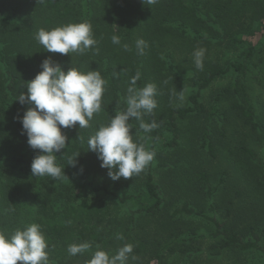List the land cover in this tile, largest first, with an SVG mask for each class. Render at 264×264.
Segmentation results:
<instances>
[{"label":"trees","instance_id":"obj_1","mask_svg":"<svg viewBox=\"0 0 264 264\" xmlns=\"http://www.w3.org/2000/svg\"><path fill=\"white\" fill-rule=\"evenodd\" d=\"M84 21L91 23L97 44L82 55L77 53L74 57L72 53L49 52L35 39L40 29L51 30ZM112 23L118 25L114 32L109 28ZM142 24H146L143 40L148 45L144 54L139 55L137 50L126 51L123 45L132 40L135 28ZM198 26H202L204 31ZM263 29L264 0H158L154 5L143 4L142 0H0V147L12 142L27 143L19 117L30 105H21L17 98L19 93L27 92L28 79H33L41 71V62L47 57L58 62L65 71L75 67L82 72L96 70L101 73L106 83L101 111L94 114L96 117H113L115 108L127 106V88L137 72L140 78L136 87L155 83L157 105L160 104L159 108L167 118V121L163 120L167 139L160 142L162 137L157 134L147 138L151 144L161 143L168 148L180 145L177 118L204 113V106L199 101L201 89L214 79L231 74L232 83L217 95L215 103L225 94L238 95L230 103L234 118L256 134V142L260 145V150H255L243 139L237 153L238 159L243 160L237 169L239 176L248 180L243 185L245 197L242 198L248 218L239 230L232 229L213 216L189 207L187 202L176 206L171 217L194 214L207 218L214 226L212 235L216 238L209 246L211 254L236 247L240 251L255 250L264 257V119L260 116L264 112H257L245 86V80L256 78L248 72L251 65L257 66L262 60V45L243 39V46H240L243 51L237 57L238 61L228 60L220 66L207 68L198 79L197 89L189 96V104L166 105L162 99V84L168 82L167 76L175 73L170 64L171 53L163 54L166 46L164 33L183 38L190 35L189 44L204 43L206 46L210 39H214L227 41L228 45L236 48L240 44L238 35L253 37ZM191 32L196 35L188 34ZM113 35L119 36L120 50L124 53L115 51L118 46L112 43ZM120 74L125 83L119 90L114 80ZM215 106L212 107L214 112L217 110ZM98 128L95 124L79 128L77 124L61 129L67 137V145L54 154L56 163L64 166L68 179L33 177L30 165L39 150L29 145L26 154L9 160H5L0 150V232L10 238L17 229L23 230L32 223L39 224L48 244V264H88L98 248L113 255L125 244L133 246L126 264H172L170 254L185 251L184 248L176 250L173 245L184 247L185 241L175 234L164 237L158 231L143 230L138 222L162 207L151 164L147 166L140 190H132L130 186L126 188L123 180L96 183L95 174L103 172L108 176L107 169L99 166L100 161L97 166L83 155L94 156L87 149V141ZM206 144L207 153L214 156L211 141ZM78 151V163L72 167L67 163ZM228 174V171L222 172V181ZM200 177L208 182V175L200 174ZM241 192L236 188L235 195H242ZM113 208L121 210L114 214ZM118 235L123 239H118ZM83 242L90 243L92 247L75 256L68 254L69 245Z\"/></svg>","mask_w":264,"mask_h":264},{"label":"rangeland","instance_id":"obj_2","mask_svg":"<svg viewBox=\"0 0 264 264\" xmlns=\"http://www.w3.org/2000/svg\"><path fill=\"white\" fill-rule=\"evenodd\" d=\"M117 27L116 23L109 26L113 32ZM145 27L146 24H142L135 28L132 40L125 43L129 46V50L126 51L136 50L134 44L137 39L144 38ZM201 28L204 31L202 26H198V29ZM261 32L257 31L253 37H247L246 34L238 35L240 44L236 48L228 45L227 41L217 42L214 39H210L206 46L203 45L204 43L189 44L190 35L187 37L185 35L186 38H183L175 34L164 33L163 40L166 46L163 49V54L164 52L171 53L170 64L173 72H175L171 76H167L168 82L166 84H162L164 91L162 92V99L165 104H189V96L197 89L198 79L207 68L220 66L228 60H239L237 57L243 51V48H240L243 46V39L248 38L254 44L262 45L261 49H264V29ZM188 34L196 35L192 32ZM115 45L118 46L115 48L116 52L124 53L120 50V44ZM197 48L206 50L202 70L195 67L193 59V51ZM72 54L74 57L77 56V53ZM261 55L263 56L262 60L257 63V66L251 65L248 72V74L256 75V78L248 79V82L245 80L248 97L256 104L257 112L258 110L264 112V51ZM162 71L164 72V70ZM117 78L114 82L120 90V86L124 85L125 81L121 79V74ZM232 81L233 75L231 74L214 79L202 88L199 94V101L205 109L204 113L184 119L177 118L180 136L178 147L168 148L161 143L151 144L147 138L151 134H157L163 139L160 142L167 139V132L163 123V120L167 121V118L161 112L160 104L154 109L152 116L145 118L146 121L155 119L160 125L158 129L144 133L139 128L138 121L131 120V118L129 121L132 128H137L130 129L134 141L143 144L146 150L154 151L156 154L150 163L151 174L162 199L160 210L145 218H140L138 222L141 223L143 230L151 233L158 231L164 237L168 234H175L178 239L185 241L184 247L180 244L173 245L176 250L184 248L185 251L170 254L172 264H184L186 262L187 264H264V257L255 250L240 251L236 247H229L219 254H211L209 246L216 241V238L212 235L214 226L207 218L194 214L171 217L176 206L187 202L189 207L207 216H213L224 226L232 229L239 230L248 218L245 214V202L242 199L245 197L243 185L247 184L248 180L239 176L237 169L243 164V160L238 159L237 153L243 139L255 150H260V145L256 142V134L250 128L240 125V121L234 118L230 103L235 101L238 95L225 94L217 99V104L215 103L217 95L227 88ZM4 83H8L5 78ZM181 95L183 99L179 98ZM214 105L217 109L215 112L212 110ZM125 109L126 107L115 108L112 111V116ZM260 116L264 119V113ZM110 118V115L103 117L93 115L89 124L100 126L106 124ZM208 140L211 141L210 145L214 156L207 153L206 142ZM0 150L4 154L5 160H9L13 156L26 154L28 144L23 141L21 143L12 142L5 147H0ZM93 154L92 158L90 155H83V157L89 158L92 164L98 166L99 160L96 153L93 152ZM146 170L147 167L139 175H134L129 179L121 177L117 181L123 180L122 184L126 188L130 186L133 188L132 190H140L145 180ZM224 171H228L229 174L223 177L224 180L222 181L221 174ZM200 174L208 175L207 183L200 177ZM109 180L111 179L105 176L103 172L95 174L96 183L109 182ZM216 185L218 186L217 190L214 189ZM236 188L242 191V195H235ZM127 207H130V204ZM120 210L113 208L114 214H118ZM143 230L140 232L143 233ZM158 236L160 237V235Z\"/></svg>","mask_w":264,"mask_h":264},{"label":"clouds","instance_id":"obj_3","mask_svg":"<svg viewBox=\"0 0 264 264\" xmlns=\"http://www.w3.org/2000/svg\"><path fill=\"white\" fill-rule=\"evenodd\" d=\"M145 2L154 5L158 0H142L143 4ZM35 39L43 49L62 55L83 54L97 44L92 25L87 21L69 23L51 30L40 29ZM111 40L113 44L121 43L117 35H113ZM147 46L142 38L137 39L136 50L139 55L144 54ZM123 47L129 50L127 44ZM205 51L204 48L193 51L195 67L199 70L203 69ZM40 67L41 71L27 82V92L19 93L17 98L21 105H30L23 116L19 117L22 134L27 136V143L32 149L39 150V154L32 159L31 173L33 177L68 179L63 171L64 166L56 163L57 157L54 154L67 145V137L61 129L72 128L77 124L79 128L90 126L89 121L93 115L101 111L106 81L96 70L82 72L70 67L65 71L51 57L45 58ZM139 78L140 73L137 72L127 88L126 109L116 113L106 124L100 125L87 141V149L96 153L100 167L107 169V175L112 181L139 175L156 155L154 151H148L143 144L134 141L130 132V118L139 122V128L144 133L160 127L155 119L145 120L153 115L157 107V86L155 83H147L138 88L136 82ZM179 98L183 99V96ZM78 156L79 151L69 158L67 164L76 167ZM117 238L123 239V236L118 235ZM91 247L90 243L83 242L69 245L67 251L69 255L75 256ZM47 248L39 224L32 223L23 230L17 229L10 238L0 232V264H17L18 261L22 264H48ZM132 252L131 244L123 245L113 255L98 248L88 264H126Z\"/></svg>","mask_w":264,"mask_h":264}]
</instances>
